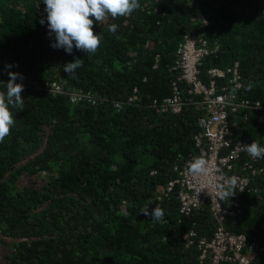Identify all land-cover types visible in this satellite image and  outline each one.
<instances>
[{
    "label": "trees",
    "instance_id": "trees-1",
    "mask_svg": "<svg viewBox=\"0 0 264 264\" xmlns=\"http://www.w3.org/2000/svg\"><path fill=\"white\" fill-rule=\"evenodd\" d=\"M139 3L129 17L101 24L90 17L102 42L87 55L50 46L55 35L43 0H0V91L8 71L21 73L16 82L24 85L25 102L23 110L12 109L15 126L0 143V264H198L188 232L193 227L199 237H211L210 204L182 214L180 187L166 191L174 165L198 152L194 135L205 112L178 79L175 51L184 35L203 32L218 49L201 60V77L237 61L240 96L264 99V0ZM113 23L115 34L108 30ZM76 58L84 64L68 75L64 65ZM52 81L65 93L46 89ZM173 81L190 100L178 113H156L151 99L170 95ZM134 88L137 100L130 104ZM70 91L95 101L70 99ZM116 101H123L120 108ZM230 125L237 138L264 143V121L252 116L244 123L237 113ZM251 182L263 200L236 192L231 198L239 211L224 215L222 224L254 244L248 264H264V174ZM145 205L149 211L159 205L166 223L140 213Z\"/></svg>",
    "mask_w": 264,
    "mask_h": 264
},
{
    "label": "built area",
    "instance_id": "built-area-1",
    "mask_svg": "<svg viewBox=\"0 0 264 264\" xmlns=\"http://www.w3.org/2000/svg\"><path fill=\"white\" fill-rule=\"evenodd\" d=\"M202 22L206 23L207 18L202 16ZM218 49L217 45L210 46L203 32L186 34L176 48L175 67L180 70L178 79L186 81L190 87L188 94L191 99L204 106L205 112L198 118L199 131L195 133V145L198 152L183 165H174L176 176L168 181L166 191L171 192L178 185L179 211L182 214H189L194 208L209 202L213 211L216 226L210 238L198 236L197 231L192 227L188 232L187 246H196L199 250L198 264H225L238 262L248 264V253L253 251L254 244L249 242L244 233H232L223 226L224 215H232L238 212L239 202L230 198L227 201H218L213 198L208 189L200 193V181L194 178L189 171V164L195 157H203L218 170L214 173V182H222L223 178L236 176L239 180L237 192L252 193L258 201L263 200L262 193L252 184L251 177L256 174H264V166L259 165L262 159H253L240 146L251 144L243 138H237L230 125V116L239 114L241 120L246 123L252 116L258 122L264 121V99H249L240 96L242 88L239 63L235 61L227 68L211 67L207 70V77H201L199 65L201 60L208 55L214 54ZM46 89L54 93H62V87L52 81L45 84ZM137 89L127 96L128 103L137 100ZM65 93V92H64ZM70 99L86 100L94 102L95 99L89 94L80 91L66 92ZM196 97H199L197 100ZM190 100L183 96L177 81L171 83L170 95L153 98L150 101V108L156 113L173 112L178 113L186 102ZM260 107H257V103ZM123 101H116L115 108H120ZM264 146V143H259ZM243 191H239V190ZM214 192L213 188H210ZM197 194V198H196Z\"/></svg>",
    "mask_w": 264,
    "mask_h": 264
},
{
    "label": "clouds",
    "instance_id": "clouds-1",
    "mask_svg": "<svg viewBox=\"0 0 264 264\" xmlns=\"http://www.w3.org/2000/svg\"><path fill=\"white\" fill-rule=\"evenodd\" d=\"M47 13V28L49 35H55V41L50 45L54 49H63L67 54H72L73 48L85 52L87 55H94L102 42V36L94 34V17L100 24L109 17L113 20L119 17H129L134 11L141 9L139 0H43ZM38 7V6H37ZM43 25L44 19L40 20ZM119 25L113 23L108 30L115 34ZM84 64L83 59L76 58L74 62L64 65V72L74 76L77 69ZM13 65H6L11 69ZM9 80L5 85L6 91H0V143L11 135V129L15 126L16 120L12 109L23 110L24 91L21 73L8 71ZM254 85L249 84L247 90L251 91ZM260 103H257V107ZM253 159H264V146L256 141L251 144L240 146ZM190 174L200 181V193L203 189H208L209 194L213 195L218 201L229 200L234 197L239 187V180L236 176L223 178L222 182H214V173L218 170L213 169L210 162L203 157H195L189 164ZM214 189V192L210 190ZM239 191H243L242 189ZM196 194V198H197ZM149 205L141 208L140 213L150 217L153 223H166L164 210L157 205L149 211Z\"/></svg>",
    "mask_w": 264,
    "mask_h": 264
},
{
    "label": "rangeland",
    "instance_id": "rangeland-1",
    "mask_svg": "<svg viewBox=\"0 0 264 264\" xmlns=\"http://www.w3.org/2000/svg\"><path fill=\"white\" fill-rule=\"evenodd\" d=\"M27 182H30V180H28Z\"/></svg>",
    "mask_w": 264,
    "mask_h": 264
}]
</instances>
